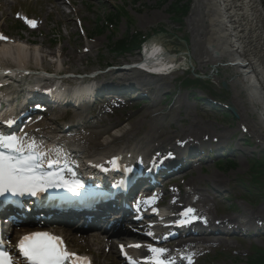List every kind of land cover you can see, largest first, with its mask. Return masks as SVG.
Instances as JSON below:
<instances>
[{
    "label": "rangeland",
    "instance_id": "obj_1",
    "mask_svg": "<svg viewBox=\"0 0 264 264\" xmlns=\"http://www.w3.org/2000/svg\"><path fill=\"white\" fill-rule=\"evenodd\" d=\"M6 1L13 3V6L4 4ZM60 1L63 2V8L56 7V10L48 12V4H56V0H0V29L14 41L17 40V43L28 47L25 66L32 73H21V84L49 88L50 77L55 82L71 86L84 80V75L98 74L97 78H88L87 81L115 82V86H124L129 92L143 90L147 93V99L138 101L139 99L133 100L125 95L124 100L128 104L106 111L103 113L104 119L98 122L95 130L99 132L104 131L106 126L127 129L134 124L137 131L133 134L136 136L118 140L115 142L118 144L115 149L127 139L132 142L152 132L157 134L149 143L151 148L155 145L163 148L168 144L161 145L162 140L166 139L165 136L172 137L174 142L187 130H200L198 137H190L191 144L202 143L203 135L207 134L225 138V143L219 150L215 143L201 145L204 153H210L215 159L216 166L197 175H189L187 172L170 179L176 180L177 184L180 182L178 185L182 195H177L173 203L178 210L188 204L187 196L184 195L189 190L194 192L192 200H196L197 208L207 219L215 215L219 221L235 219L242 222L241 226L235 222L228 223L227 231H219L218 236L205 239L207 242L216 243H213L215 245L207 253L200 252L195 255L190 264H249V259L257 255V250H264V198L262 195L258 196V199L250 203L243 197L247 192L244 186H247L248 177H251L249 172L252 162L264 159L262 107L250 97L246 80L235 66L228 64L227 58L217 63L202 61L204 57L200 58L212 56L206 46L210 35L207 1H182L188 6V13L180 22L170 10V5L175 0ZM122 9L132 19L133 24H129L127 16L123 15L119 20L115 39L121 38L130 28L145 33L154 30L157 33L151 37L150 42L175 54L172 72L159 78L164 86L153 81L141 82L135 79V74L131 75L133 79L121 81V76L102 75L111 70L116 71L115 75L124 73L125 68L129 69L133 62L141 58L139 53L112 52L109 46L111 31L97 32L98 22L104 23L109 14ZM28 19H34L36 25L31 26ZM35 49L39 50L32 57ZM62 61H67L65 67L59 65ZM50 65L56 66L50 68ZM0 66L7 68L2 64ZM59 71L62 74H58ZM79 74L83 78L77 77ZM186 79H199L200 85H185ZM17 80L0 77V83L6 84L3 91L13 93L20 89V82ZM224 83L227 89L223 87ZM106 96L101 95L100 98L108 105L110 101ZM131 102H136L135 106ZM229 108L234 109L236 115L228 111ZM142 117L145 119L137 126L135 121L142 120ZM116 123H121V126L115 125ZM111 135L104 132L102 137L93 139L100 142L111 140ZM228 159L236 162V166H219L226 165ZM222 160L225 162H221ZM206 163L212 165L209 159ZM181 177L184 178L180 181ZM263 190L264 187L255 192L260 194ZM202 241L201 239L199 242ZM84 249L79 248V251ZM92 252L95 264H124L117 254L106 261L95 256L96 249H92Z\"/></svg>",
    "mask_w": 264,
    "mask_h": 264
},
{
    "label": "bare ground",
    "instance_id": "obj_2",
    "mask_svg": "<svg viewBox=\"0 0 264 264\" xmlns=\"http://www.w3.org/2000/svg\"><path fill=\"white\" fill-rule=\"evenodd\" d=\"M207 1V18L209 22V37L206 40V46L208 50L210 51L211 57L207 56H201L200 58L202 61H208V62H221L224 58H227L228 64L235 66L238 73L243 77V79L246 80L248 87L250 89V97L259 103L262 107V118L264 120V0H206ZM57 2V3H56ZM56 4L49 3L48 4V12L55 9L56 7H59V9L63 8V5L60 0H56ZM8 4L10 6H13V3H4ZM1 31V30H0ZM17 40H9L6 43L0 42V57L6 58V60H1L3 62H9V60H13L12 62H16L18 68H13L14 70L7 72V77L9 79H18L22 89L15 90L13 93L16 95H23V94H42L45 92L44 90L42 93L37 92L36 88L38 86H32L27 87L23 83V81L20 78V74L25 71L24 66L26 65V58L28 53V47L23 43H17ZM28 41V40H27ZM39 49H35L32 57H35V52ZM142 57V62L144 64H150L152 65L154 70H163L166 67V64L164 65V62H162L163 59H168L172 61L174 59V56L170 55L163 47L157 45L154 42H149L144 47V51L140 54ZM118 63L120 61H117ZM67 64V61H62L59 63L61 67H65ZM56 65H50L49 67H55ZM11 67V66H9ZM12 68V67H11ZM69 68V67H68ZM59 70H62L60 68ZM64 70V69H63ZM124 70V69H123ZM65 71V70H64ZM124 73L116 74L115 70L108 71L106 73H102L103 76H121L120 80L126 79L130 80L132 78V74H135V79L140 80L141 82H150L153 81L154 83H157L160 86H164L163 81H161L159 78H162L163 75H150L148 73H145L144 71L130 67L129 69L125 68ZM58 73L61 74L59 71ZM99 76V75H98ZM128 76V77H127ZM42 78V77H40ZM46 79V78H44ZM50 80V85L52 92L55 94L54 97L58 98L60 103H64L66 105V101H70L71 99L75 97H86L92 94L93 90L95 88H98L102 83L105 84L103 81H87L88 79H79L82 81H78V83L73 85H68L67 83L62 84L60 82L53 81L50 77H48ZM133 79V78H132ZM92 80V79H90ZM87 81V82H86ZM86 82V83H85ZM163 88V87H162ZM1 94V92H0ZM80 111H76L77 115L83 111V108L79 109ZM59 111V110H58ZM75 114V115H76ZM59 114H57L58 116ZM75 117V116H74ZM145 117H142V120L136 122L135 124H138L137 126H140V122L143 121ZM89 124L87 120H85ZM121 124V123H120ZM120 124H115L119 125ZM114 125V126H115ZM44 128V125H40L36 127V129L33 131L34 133L38 134L40 131H42ZM93 131V133L86 134L84 137L81 138V143L84 147L83 153H86L90 156V158L94 161H98L102 157H109L112 153H115L118 158L120 159L121 164L126 163H135L140 162L138 158H142V162H152V158L156 155H153L155 152L162 151L158 157L157 160L153 163H159L160 158L165 156L167 153L171 152L178 157L184 154L186 150L182 149V146H189L191 143V138L194 135L198 137L200 135V130H187L184 131V135L179 136V140H175L174 142L172 137L165 136L166 139L162 140L161 145H165L163 148H158L156 145L151 148V143L153 138H155V134L157 133H149L145 136L138 137L137 139L133 140L132 142H129L128 139L125 140L124 143L120 144V147L115 150V146H118L117 142L118 140H124V138H130L132 139V135L136 133L134 124L131 125V128H121V129H114L109 128L108 126L105 127L104 131L99 132L93 130H86V132ZM110 133L112 134L111 140L106 141H99L98 139L93 138H100L102 137V134ZM121 132V134L117 133ZM133 132H135L133 134ZM136 135H134L135 137ZM194 136V137H195ZM71 139H73V136H70ZM152 139V140H151ZM172 139V140H171ZM96 140V141H95ZM177 141V142H176ZM32 143V142H30ZM29 143V144H30ZM157 144V142H155ZM216 144L217 147H222L225 143V138L223 137H212L210 135H203V142L199 143L198 145H210V144ZM28 144V142H26ZM114 144V147L112 148ZM36 145H38L36 143ZM166 150V151H164ZM75 152H77L75 150ZM69 154L68 151H55L53 155V161H57L59 157ZM92 154V156H91ZM155 158V157H154ZM101 159V160H102ZM168 163L172 162V160H168ZM146 164V163H145ZM151 165V164H150ZM194 167L191 166L190 169L192 170ZM189 172V171H187ZM180 176V175H179ZM194 192H186L184 196H187V199L191 202L190 204L194 207H196V200H192V196ZM171 208H173L176 211V206L171 205ZM196 216L199 214L200 219H198L193 225H195L196 230L198 231H204L205 233H212L211 236L215 237V234L217 231H227L228 229V223L231 224L235 222L238 224V226H241L242 222L237 221L235 219H228V221H225L224 219L222 221H219L215 218V215L212 216L210 219H207L202 212H200V209H197ZM177 217V215L172 216ZM264 217V216H263ZM204 218V221L202 220ZM172 223L171 229L179 228L175 224ZM227 222V223H226ZM219 223V224H215ZM161 229H163L162 225H157V232H159ZM170 229V230H171ZM170 230H168L165 233H169ZM174 231V230H172ZM208 235V234H207ZM212 238V237H211ZM204 239V238H203ZM72 244L75 246H82L87 249H96L98 252V255L100 258L109 261L111 259L112 254L118 253L115 249L111 248L110 250L106 247H98L96 248L95 244H91L88 242L78 241V240H72ZM202 245H196L193 244L191 240H187L186 243L180 244L174 249L171 250V254L176 259V262L180 261L183 264H186V260L184 258L185 255H183L185 252L194 254L198 253L202 248ZM137 264H141L138 262ZM181 264V263H179Z\"/></svg>",
    "mask_w": 264,
    "mask_h": 264
},
{
    "label": "snow or ice",
    "instance_id": "obj_3",
    "mask_svg": "<svg viewBox=\"0 0 264 264\" xmlns=\"http://www.w3.org/2000/svg\"><path fill=\"white\" fill-rule=\"evenodd\" d=\"M28 23L35 26L34 21ZM0 39L6 38L0 36ZM37 147L39 146L34 141L25 144L23 138L0 135V198L8 194L35 195L37 191H45L47 187L58 186L60 179L58 174L38 171L42 167L41 161L44 155L36 153ZM55 163L57 161L50 163L49 167H53ZM187 212L191 213L193 210L188 209ZM18 248L28 264H90L86 258L69 252L61 238L49 233L25 236ZM151 251L157 254L156 264H164L159 257L163 256L166 250L151 249ZM0 264H15V261L7 251L0 249Z\"/></svg>",
    "mask_w": 264,
    "mask_h": 264
},
{
    "label": "trees",
    "instance_id": "obj_4",
    "mask_svg": "<svg viewBox=\"0 0 264 264\" xmlns=\"http://www.w3.org/2000/svg\"><path fill=\"white\" fill-rule=\"evenodd\" d=\"M184 0H175L170 5L171 14L173 16H177L179 20L182 19L187 13H188V6L186 3H182ZM125 15L127 16V13L124 9L122 11H117L114 13L109 14L107 19L104 21V23H100L97 25V32L103 33L105 30H111V34L109 36V46L112 52H116L118 54H133L135 52H138L142 44L151 37L154 33H157V31L152 30L151 32L144 33L141 31H137L134 29H128L121 38L115 39L116 31L118 29V23L119 20H121V17ZM129 24H133L132 19L127 16ZM193 83L195 86L200 85V80H188L184 82V84ZM235 166V163L229 162L228 167ZM251 177H248V184L247 186H244L245 189H247V192L243 195L244 199H246L248 202L252 203L254 200L258 199V196H263L264 198V190L262 193H256L255 190L262 189L264 187V159L261 158L255 162H252L251 170L249 172ZM249 264H264V250L259 249L257 251V255L252 256L249 259Z\"/></svg>",
    "mask_w": 264,
    "mask_h": 264
},
{
    "label": "water",
    "instance_id": "obj_5",
    "mask_svg": "<svg viewBox=\"0 0 264 264\" xmlns=\"http://www.w3.org/2000/svg\"><path fill=\"white\" fill-rule=\"evenodd\" d=\"M224 86L226 87V85L224 84ZM231 111H233L234 112V109H231Z\"/></svg>",
    "mask_w": 264,
    "mask_h": 264
}]
</instances>
